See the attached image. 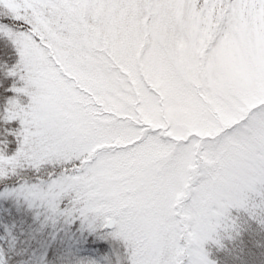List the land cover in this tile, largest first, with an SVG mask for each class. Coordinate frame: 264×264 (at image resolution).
Wrapping results in <instances>:
<instances>
[{
	"label": "snow or ice",
	"instance_id": "obj_1",
	"mask_svg": "<svg viewBox=\"0 0 264 264\" xmlns=\"http://www.w3.org/2000/svg\"><path fill=\"white\" fill-rule=\"evenodd\" d=\"M0 264H264V0H0Z\"/></svg>",
	"mask_w": 264,
	"mask_h": 264
}]
</instances>
